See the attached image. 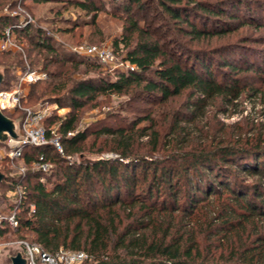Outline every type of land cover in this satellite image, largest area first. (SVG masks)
Listing matches in <instances>:
<instances>
[{"label": "trees", "instance_id": "16d2710c", "mask_svg": "<svg viewBox=\"0 0 264 264\" xmlns=\"http://www.w3.org/2000/svg\"><path fill=\"white\" fill-rule=\"evenodd\" d=\"M249 1H120L118 9L128 17L134 12L144 15L155 5L156 13L143 26L129 18L125 28L130 36L122 38L129 49L124 60L134 70L99 82L77 75L83 66L87 72L100 68L99 61L62 51L47 31L15 29L25 49L40 56L48 76L39 94L40 86L34 85L31 99L61 107L69 101L71 111L65 118L55 114L45 119L47 128L57 126L65 155L84 151L89 133L78 130L81 110L100 95H134L137 88L135 94L144 93L161 110H169L170 123L163 130L164 123L149 115L132 128L107 125L96 130V140L106 136L109 150L118 155L115 159L77 165L51 144L30 147L23 155L28 167L21 183L25 195L10 207L19 226L3 224L0 236L5 226L29 231L34 234L31 244L44 252H84L86 264H264V123L251 116L234 124L219 118L239 115L231 110L247 99L264 105V58L242 48L217 54L190 48L172 34L178 25V32L197 42L227 37L229 20H239L237 14ZM100 3L71 0L70 5L91 18L78 20L66 33L95 27ZM244 8L248 15L263 9ZM159 19L163 21L158 24ZM0 22L4 29L15 24L8 18ZM213 55L219 56L218 62ZM0 65L11 69L6 62ZM183 95L184 110H171ZM210 107L217 113H210ZM203 120L206 125L201 127ZM142 121L148 125L138 128ZM41 156L52 165L47 172L37 167Z\"/></svg>", "mask_w": 264, "mask_h": 264}, {"label": "rangeland", "instance_id": "374dc122", "mask_svg": "<svg viewBox=\"0 0 264 264\" xmlns=\"http://www.w3.org/2000/svg\"><path fill=\"white\" fill-rule=\"evenodd\" d=\"M1 1V0H0ZM123 0H100L101 10L98 15L97 25L94 26H84L78 27L75 31L67 32V28H72L74 23L78 20H82L87 17L84 11L79 10L77 7L70 5L71 0H49L47 2H36L35 0H2L0 3V21L5 19L14 20V25H20L22 20L25 19L30 22L28 26L32 29H41L53 34V39L55 43L60 47V49L68 54H72L73 49L87 48V47H97L106 48L112 52L115 57V61H108L107 63H100V68L93 69L91 71H86V66L81 67V71L77 74L79 78H93L98 82L101 79H116L118 72H128L131 70V66L127 61L124 60L127 51L129 50L125 43H123V37H129V33H125V28L129 26V18H137L140 24L143 26L145 21H151L156 13V5L153 9L147 11L146 14L132 13L130 17L127 13L121 9H118V4ZM201 2L214 4L220 0H198ZM223 2L230 3L233 0H222ZM233 3V2H232ZM234 4V3H233ZM247 5H242V8L237 14L239 20L230 21L231 33L224 38H215L210 43L197 42L191 40L190 37L185 36L178 32V25L175 26L174 34L179 42L186 44L190 48H203L206 50H212L217 54L218 50H229L242 48L252 54H259L264 58V28L260 27V23L264 24V0H251ZM251 8H263L260 12H252L251 15L249 11L244 7ZM229 12L236 14V10L231 7H225ZM246 9V10H245ZM246 20V23H242ZM163 19H159L156 23L162 22ZM0 22V44L2 39V34L6 32L7 29L14 26H8L5 29L1 28ZM26 28V27H25ZM162 32V29H161ZM132 40L136 41L137 35L132 36ZM14 42L20 45V51H2L0 47V62H6L11 66V69L7 71L5 67L0 65V72L5 76V86L9 89H13L19 85V75L25 66L33 67L34 70H42V60L39 59L40 56L36 55V52L30 53L25 49L26 43L19 42L17 34L13 35ZM117 41L120 42L118 48L116 47ZM1 46V45H0ZM117 50V51H116ZM20 53L23 55V64L20 62ZM30 55V57H29ZM20 56V57H19ZM29 58H28V57ZM19 57V58H18ZM22 58V57H21ZM32 61V64L30 62ZM212 59L215 62L219 61L218 55H213ZM39 60V61H38ZM98 61V60H97ZM122 64V65H121ZM30 65V66H29ZM135 68V67H134ZM54 70H59V68L53 67ZM52 69V70H53ZM48 76L33 84H24V89L26 92L25 106H39L44 99L37 100L36 97L31 94L35 91V84L40 87H36L38 94L40 93V88L45 85V80ZM134 95L124 94V95H100L96 101L87 103L81 110L80 121L78 123L79 131H88L89 139L86 143L84 151L75 155H65L68 163L80 164L90 160H100V159H115L118 155L110 151V144L105 143L106 136L102 139L96 140L94 132L101 129L104 126H125L132 128L139 118H144V116L152 115L159 122H163L164 128L166 130L169 127L170 119L165 111L161 110L162 106L154 101L148 99L144 93H138L137 88L133 89ZM186 95L178 97L174 100L171 105V110H184V104L186 101ZM29 105L27 106L26 105ZM46 104L43 106H51L52 115H58L65 118L71 111L69 107V101L63 103V107L59 106L57 103L43 102ZM210 113H217L216 108H209ZM233 110L240 112L239 115H233L229 117L227 115L220 114L219 118L223 120L226 124H234L242 119V117L251 116V118L259 117V122L264 123V105H261L258 100L249 101L244 100L241 106L235 107ZM210 113L208 115H210ZM213 113V114H214ZM11 117H14L11 115ZM48 117V118H49ZM47 119V118H46ZM42 125L47 127L45 120L42 121ZM148 125L147 121H142L139 127H144ZM206 120H203L200 126H205ZM56 126V125H55ZM137 128V129H138ZM135 129V130H137ZM143 143L147 142V139L141 140ZM139 143V142H138ZM23 167V179L27 173L28 167L21 160L15 162L7 161L0 157V172L5 175V178L0 182V215L6 217L11 213V205L16 206L18 194L17 187H15L16 180L20 169ZM40 168V166H37ZM52 165L50 164V168ZM50 170V169H49ZM48 170V171H49ZM244 176V175H243ZM42 181H45L42 178ZM252 183V181H249ZM4 233L0 236V264H11L12 257L16 256L18 253H22L23 256L26 255V245L33 246L31 244L34 241V234L29 231H20L17 229L8 228L5 226ZM38 246V245H37ZM68 252V251H67ZM58 264H67L64 258L58 261ZM77 264H86L85 261Z\"/></svg>", "mask_w": 264, "mask_h": 264}, {"label": "built area", "instance_id": "2783aa9c", "mask_svg": "<svg viewBox=\"0 0 264 264\" xmlns=\"http://www.w3.org/2000/svg\"><path fill=\"white\" fill-rule=\"evenodd\" d=\"M30 24L28 20H22L20 25H14L6 30L2 34L1 50L2 51H20V45H17L13 40L15 29L25 28ZM72 53L81 56L88 57L100 61L101 63H107L108 61H115V57L112 52L106 48L87 47L73 49ZM122 65V64H121ZM131 70H134V66ZM47 77L46 73L41 71L30 69L28 67L25 71H21L19 75V85L13 89L3 87L0 85V111L10 119H12L16 125L17 138L9 136L8 140L3 144H0V157L12 163L21 160L23 161V155L30 147H41L51 144L55 150L65 157L64 146L60 137L57 135V126H51L47 128L42 125V121L51 115V106H34L26 107L25 99L27 97L24 84L37 83ZM13 115L14 117H11ZM49 133L51 136H49ZM40 168L47 172L50 169V164L43 162L44 156L40 157ZM23 167L20 169L18 178L16 180L15 187H17V203L21 202L22 197L25 195L23 187L21 185L23 180ZM18 205V204H16ZM7 223L12 228L19 226V220L16 212L3 217L0 215V226ZM26 245V255L24 256L28 264H58L61 258H64L67 264H77L86 261L88 256L84 252H67L63 248L59 250L56 255H51L44 252L40 246Z\"/></svg>", "mask_w": 264, "mask_h": 264}, {"label": "water", "instance_id": "95a60500", "mask_svg": "<svg viewBox=\"0 0 264 264\" xmlns=\"http://www.w3.org/2000/svg\"><path fill=\"white\" fill-rule=\"evenodd\" d=\"M5 81V76L0 72V85H2ZM11 136L12 138H17L16 134V125L12 119L5 116L0 111V144L6 142ZM5 178V175L0 172V182H2ZM11 264H28L27 259L23 256L22 253H18L16 256L12 257Z\"/></svg>", "mask_w": 264, "mask_h": 264}]
</instances>
